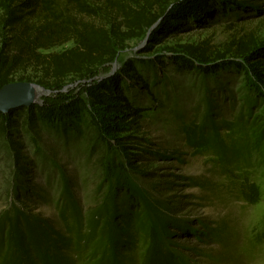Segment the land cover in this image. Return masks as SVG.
Segmentation results:
<instances>
[{"label":"rangeland","instance_id":"obj_1","mask_svg":"<svg viewBox=\"0 0 264 264\" xmlns=\"http://www.w3.org/2000/svg\"><path fill=\"white\" fill-rule=\"evenodd\" d=\"M262 4L160 43L149 28L122 35L116 59L84 78L55 84L39 70L17 74L13 83L40 86L37 104L51 107L86 98L88 86L133 59L167 58L158 100L137 98L148 109L141 132L120 129L127 149L113 136L38 139L20 122L25 178L0 134V264H264V88L230 66L190 74L168 61L192 44L245 65L227 50L251 36L264 42ZM93 21L127 32L115 12ZM154 180L165 184L156 189Z\"/></svg>","mask_w":264,"mask_h":264},{"label":"trees","instance_id":"obj_2","mask_svg":"<svg viewBox=\"0 0 264 264\" xmlns=\"http://www.w3.org/2000/svg\"><path fill=\"white\" fill-rule=\"evenodd\" d=\"M156 1L160 3L158 13H153L151 0H0V88L13 83L17 74L29 69L42 71L55 84H61L69 76L84 78L116 59L122 35L138 36L149 28L153 29L152 43H160L194 27H206L216 18L258 9L264 2L174 0L170 4L167 0ZM113 12L122 18L120 24L127 29L125 34L119 24L107 28L93 21ZM70 42L73 46L65 51H52ZM227 52L243 59L245 65L227 59L224 52L212 53L209 47L192 44L182 45L181 51L174 52L168 61L190 74L215 75L230 66L248 76L251 85L264 88V42L259 43L251 36ZM166 59L158 57L152 62L133 59L120 72L88 86L86 98L74 97L57 106L35 104L0 113V134L12 140L22 175L25 177L30 168L28 159L21 155L20 143L15 141L20 122L24 130L38 139L44 133L65 140L71 135L91 141L113 136L125 149L131 146L118 137L120 129L129 125L137 133L141 132L148 109L137 103V98L144 94L158 100L155 87L162 82ZM137 169L129 167L131 171ZM154 182L156 189L165 184Z\"/></svg>","mask_w":264,"mask_h":264},{"label":"water","instance_id":"obj_3","mask_svg":"<svg viewBox=\"0 0 264 264\" xmlns=\"http://www.w3.org/2000/svg\"><path fill=\"white\" fill-rule=\"evenodd\" d=\"M38 85L19 82L0 88V113L7 114L19 108H30L37 104Z\"/></svg>","mask_w":264,"mask_h":264}]
</instances>
